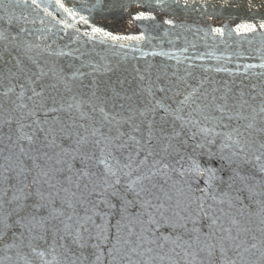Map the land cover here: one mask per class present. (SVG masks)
I'll use <instances>...</instances> for the list:
<instances>
[{
    "label": "snow or ice",
    "instance_id": "6c2138e0",
    "mask_svg": "<svg viewBox=\"0 0 264 264\" xmlns=\"http://www.w3.org/2000/svg\"><path fill=\"white\" fill-rule=\"evenodd\" d=\"M0 264H264V0H0Z\"/></svg>",
    "mask_w": 264,
    "mask_h": 264
},
{
    "label": "water",
    "instance_id": "95a60500",
    "mask_svg": "<svg viewBox=\"0 0 264 264\" xmlns=\"http://www.w3.org/2000/svg\"><path fill=\"white\" fill-rule=\"evenodd\" d=\"M232 12H235V9H231ZM225 23H227L228 21L225 20ZM208 23H212V24H218V21H208ZM120 31L122 32H132L135 31V29L132 26H122ZM189 39H191V37H189ZM199 47H202V44L198 45ZM165 50H171V46L169 45H165ZM179 54V53H178Z\"/></svg>",
    "mask_w": 264,
    "mask_h": 264
}]
</instances>
